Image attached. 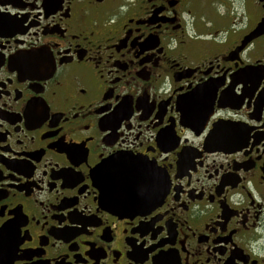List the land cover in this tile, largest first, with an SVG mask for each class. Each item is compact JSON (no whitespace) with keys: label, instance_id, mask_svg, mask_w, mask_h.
<instances>
[{"label":"flooded vegetation","instance_id":"obj_1","mask_svg":"<svg viewBox=\"0 0 264 264\" xmlns=\"http://www.w3.org/2000/svg\"><path fill=\"white\" fill-rule=\"evenodd\" d=\"M262 20L0 0V264H264Z\"/></svg>","mask_w":264,"mask_h":264},{"label":"water","instance_id":"obj_2","mask_svg":"<svg viewBox=\"0 0 264 264\" xmlns=\"http://www.w3.org/2000/svg\"><path fill=\"white\" fill-rule=\"evenodd\" d=\"M264 32V21L260 22L257 27L243 40V45H245L252 38L262 34Z\"/></svg>","mask_w":264,"mask_h":264},{"label":"rangeland","instance_id":"obj_3","mask_svg":"<svg viewBox=\"0 0 264 264\" xmlns=\"http://www.w3.org/2000/svg\"><path fill=\"white\" fill-rule=\"evenodd\" d=\"M235 7H238V4H237V2L235 1V5H234Z\"/></svg>","mask_w":264,"mask_h":264}]
</instances>
